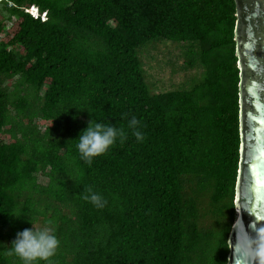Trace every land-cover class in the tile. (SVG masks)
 I'll list each match as a JSON object with an SVG mask.
<instances>
[{
	"label": "trees",
	"instance_id": "trees-1",
	"mask_svg": "<svg viewBox=\"0 0 264 264\" xmlns=\"http://www.w3.org/2000/svg\"><path fill=\"white\" fill-rule=\"evenodd\" d=\"M235 26V0H0V264H20L7 247L32 225L60 241L51 264H228ZM160 41L189 46L191 88L152 92L141 52ZM90 120L126 138L88 164Z\"/></svg>",
	"mask_w": 264,
	"mask_h": 264
},
{
	"label": "water",
	"instance_id": "water-1",
	"mask_svg": "<svg viewBox=\"0 0 264 264\" xmlns=\"http://www.w3.org/2000/svg\"><path fill=\"white\" fill-rule=\"evenodd\" d=\"M240 160L228 264H264V0H235Z\"/></svg>",
	"mask_w": 264,
	"mask_h": 264
},
{
	"label": "clouds",
	"instance_id": "clouds-1",
	"mask_svg": "<svg viewBox=\"0 0 264 264\" xmlns=\"http://www.w3.org/2000/svg\"><path fill=\"white\" fill-rule=\"evenodd\" d=\"M36 9L37 17H39L42 14L39 13L38 8ZM138 123L137 119L132 117L128 122V127L132 129V135L135 136L136 140L142 141L143 135L138 129ZM125 138L122 129L110 123L104 124L97 122V120H90L86 129L75 142L80 158L91 164L94 158L106 154L117 141L122 142ZM84 199L99 209H102L107 203L98 192L91 189L88 190ZM59 245L60 241L51 227L36 230L32 225V228L17 233L11 246L7 247V254L14 255L20 264H51V258L56 254Z\"/></svg>",
	"mask_w": 264,
	"mask_h": 264
},
{
	"label": "rangeland",
	"instance_id": "rangeland-1",
	"mask_svg": "<svg viewBox=\"0 0 264 264\" xmlns=\"http://www.w3.org/2000/svg\"><path fill=\"white\" fill-rule=\"evenodd\" d=\"M188 49L187 44L160 41L142 50L141 58L152 92L189 89L202 77L203 68L199 63L188 66Z\"/></svg>",
	"mask_w": 264,
	"mask_h": 264
},
{
	"label": "built area",
	"instance_id": "built-area-1",
	"mask_svg": "<svg viewBox=\"0 0 264 264\" xmlns=\"http://www.w3.org/2000/svg\"><path fill=\"white\" fill-rule=\"evenodd\" d=\"M33 10H34V7H31L30 9H27L26 12H30L32 14V16L37 17L38 16L37 9H36V11H33ZM41 19H42V21H45L47 19L46 13H43L41 15Z\"/></svg>",
	"mask_w": 264,
	"mask_h": 264
}]
</instances>
